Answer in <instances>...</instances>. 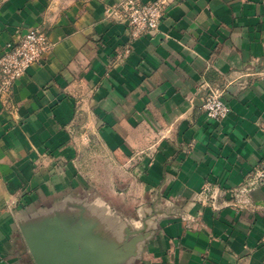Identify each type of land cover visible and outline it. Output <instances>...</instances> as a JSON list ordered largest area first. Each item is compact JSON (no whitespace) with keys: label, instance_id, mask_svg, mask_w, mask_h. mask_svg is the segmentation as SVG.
Masks as SVG:
<instances>
[{"label":"crops","instance_id":"crops-1","mask_svg":"<svg viewBox=\"0 0 264 264\" xmlns=\"http://www.w3.org/2000/svg\"><path fill=\"white\" fill-rule=\"evenodd\" d=\"M121 1L0 0V56L52 45L0 97V264H264V186L198 199L234 204L264 159V0H176L135 39Z\"/></svg>","mask_w":264,"mask_h":264},{"label":"built area","instance_id":"built-area-1","mask_svg":"<svg viewBox=\"0 0 264 264\" xmlns=\"http://www.w3.org/2000/svg\"><path fill=\"white\" fill-rule=\"evenodd\" d=\"M176 0H123L106 10V17L116 22L127 23L132 38H138L145 33H154L165 16L167 10L175 4ZM47 35L39 29H28L18 41L6 45L0 56V97L7 102L14 84L33 64L40 63L44 54L51 48ZM129 53L126 49L125 55ZM262 74L251 72L244 77H258ZM225 88L204 87L202 112L211 121H223L231 109L224 101ZM264 186V159L254 167L246 176L245 181L237 188L229 191L235 201L234 204L219 201L223 200L228 191L212 184L204 185L198 199L203 205H209L214 211L221 207H244L250 203L251 194L257 188Z\"/></svg>","mask_w":264,"mask_h":264}]
</instances>
